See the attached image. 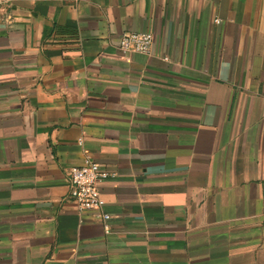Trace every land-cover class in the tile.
Returning a JSON list of instances; mask_svg holds the SVG:
<instances>
[{
  "label": "crops",
  "instance_id": "0c3cea01",
  "mask_svg": "<svg viewBox=\"0 0 264 264\" xmlns=\"http://www.w3.org/2000/svg\"><path fill=\"white\" fill-rule=\"evenodd\" d=\"M10 17L0 264H264V0H15ZM127 32L151 53L123 55ZM87 157L117 175L108 230L72 197Z\"/></svg>",
  "mask_w": 264,
  "mask_h": 264
},
{
  "label": "built area",
  "instance_id": "2783aa9c",
  "mask_svg": "<svg viewBox=\"0 0 264 264\" xmlns=\"http://www.w3.org/2000/svg\"><path fill=\"white\" fill-rule=\"evenodd\" d=\"M15 0H0V16L5 15L10 20V11ZM155 38L151 33L127 32L120 38L119 50L123 55L150 54ZM82 145V142H80ZM117 175L103 168L95 160L87 157L83 163L70 171L72 197L81 213H93L96 218L103 220L106 229L112 217L105 211L107 202L101 191L102 185Z\"/></svg>",
  "mask_w": 264,
  "mask_h": 264
}]
</instances>
